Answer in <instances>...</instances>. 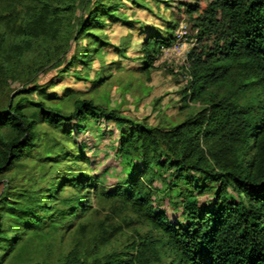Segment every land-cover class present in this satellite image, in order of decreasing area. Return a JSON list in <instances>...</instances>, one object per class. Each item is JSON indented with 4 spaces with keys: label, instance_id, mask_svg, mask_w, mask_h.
I'll use <instances>...</instances> for the list:
<instances>
[{
    "label": "trees",
    "instance_id": "16d2710c",
    "mask_svg": "<svg viewBox=\"0 0 264 264\" xmlns=\"http://www.w3.org/2000/svg\"><path fill=\"white\" fill-rule=\"evenodd\" d=\"M166 1L177 21H167L165 32L141 29L138 69L153 67L183 19L184 41L193 42L181 90L188 112L152 125L70 89L47 92L55 79H83L73 67L88 66L109 45L94 32L103 18L132 27L117 16L118 0H0V264H264V0ZM83 37L96 45L66 57L68 41ZM40 49L37 68L49 64L56 76L11 89L30 73L25 58ZM110 69L119 68L106 75ZM86 118L116 124L113 155L122 175L112 186L83 165L72 127ZM28 159L33 173L19 182ZM100 212L104 219L95 220ZM144 223L149 228H134L120 247L91 256L79 250L87 236L101 247ZM70 234L74 244L57 263L35 258L51 239Z\"/></svg>",
    "mask_w": 264,
    "mask_h": 264
},
{
    "label": "rangeland",
    "instance_id": "374dc122",
    "mask_svg": "<svg viewBox=\"0 0 264 264\" xmlns=\"http://www.w3.org/2000/svg\"><path fill=\"white\" fill-rule=\"evenodd\" d=\"M155 0H137L140 6L131 0H118L120 6L116 10L117 16L122 19L129 20L132 27L128 28L119 19L103 18V26L95 29L94 32L109 42V45L100 46L96 55L90 57L89 65L83 66L77 63L74 68V74L81 76L78 79L74 75H67L62 79H55L54 87L48 88L47 92L55 90L59 94L66 89H70L77 93L79 98H92L96 103L116 108L123 115L135 119H144L152 125H169L179 122L183 119L188 109H182L181 90L188 79L186 63V53L192 45V41L186 40L182 45L176 44L177 34L182 33L185 22L180 19L177 28L174 30L175 40L173 43L165 47L161 54L156 58L153 67L149 70H141L143 53L141 51V42L145 37V33L141 34V29L146 33L155 29L165 32L167 21H177L176 15L171 5H167V1ZM174 3V1H168ZM76 16L86 14L77 9ZM150 30V31H149ZM67 33V31H65ZM90 47L96 45V41L90 42L87 37L68 41L66 49V57H69L76 48H81L88 44ZM124 50V55L116 51V47ZM41 49L31 52L23 63L25 74L30 72L23 81L10 83V88H28L34 83L45 84L56 76V69L49 64L38 69L36 64L41 61ZM64 55V54H62ZM118 62L113 64L112 62ZM87 68V69H81ZM107 68L110 69L107 72ZM106 72L104 73V70ZM105 74V75H104ZM105 77L102 85L92 88L90 80L95 77ZM26 80H29L28 84ZM26 83V84H24ZM1 95V94H0ZM38 95L35 94L34 97ZM47 94L45 95V97ZM57 101H55L56 103ZM198 103H191L190 106L196 107ZM64 110L70 109L68 103ZM190 110V109H189ZM30 112V110H26ZM73 128L74 140L78 146L82 147L86 163H83L85 169L94 174L104 186H112L117 177L122 175L121 167L113 155V148L118 141V132L115 122L102 119H78L75 121ZM27 164L21 168L18 181L21 175L27 176V173H33L30 160H26ZM27 170V171H25ZM68 188L64 189V193L68 192ZM164 207L171 214V207L164 203ZM105 213L100 212L95 216V220L104 219ZM76 224V223H74ZM75 226V225H74ZM136 228L141 233L146 231L149 226L147 224H136L130 229H125L124 233L117 235L110 243L105 246L97 247L90 236L85 237L79 247L82 254L91 256L97 251H105L112 247H120L134 235L133 229ZM46 247L35 253V258L39 260H47L50 263H57L61 256L68 252L74 244V237L66 235L64 238L51 239Z\"/></svg>",
    "mask_w": 264,
    "mask_h": 264
},
{
    "label": "built area",
    "instance_id": "2783aa9c",
    "mask_svg": "<svg viewBox=\"0 0 264 264\" xmlns=\"http://www.w3.org/2000/svg\"><path fill=\"white\" fill-rule=\"evenodd\" d=\"M176 44L180 43L182 45V43H184V37H183V30H182V33L180 34H177V39H176ZM170 46V45H169ZM168 47V46H167ZM166 47V48H167ZM165 48V47H164ZM164 48L162 50H164Z\"/></svg>",
    "mask_w": 264,
    "mask_h": 264
}]
</instances>
